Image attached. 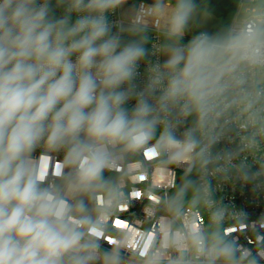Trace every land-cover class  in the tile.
Listing matches in <instances>:
<instances>
[{
  "label": "clouds",
  "instance_id": "clouds-1",
  "mask_svg": "<svg viewBox=\"0 0 264 264\" xmlns=\"http://www.w3.org/2000/svg\"><path fill=\"white\" fill-rule=\"evenodd\" d=\"M125 3L55 0L63 8L56 16L53 0H0V264H127L126 234L108 250L100 243L111 215L127 208L105 171L120 169L129 154L144 149L160 125L163 133L148 156L179 148L171 159H189L199 145L195 129L180 144L170 131L172 113L194 115L206 128L246 83L247 70L264 68V25L246 24L227 38L201 32L182 44L197 13L195 0H152L111 23L108 14ZM159 18L171 41L167 59L148 65L141 86L146 33ZM124 33L134 39L125 41ZM59 153L57 182L46 180L49 156ZM191 184L166 202L169 211ZM210 219L219 224L223 213ZM169 248L179 255L167 264H191L189 251L201 264H258L251 250L199 227L165 232L160 248L144 254V264H162Z\"/></svg>",
  "mask_w": 264,
  "mask_h": 264
},
{
  "label": "built area",
  "instance_id": "built-area-1",
  "mask_svg": "<svg viewBox=\"0 0 264 264\" xmlns=\"http://www.w3.org/2000/svg\"><path fill=\"white\" fill-rule=\"evenodd\" d=\"M151 3L140 0L133 6L147 7ZM53 9L56 16L63 15V8L56 7L55 0ZM123 17V8L108 14L113 24H118ZM72 19L74 21L75 16ZM252 22L264 25V0H239L227 37ZM164 29L163 18L149 25L146 33L148 56L140 62L138 69L137 83L141 86L148 65L165 61L163 50L171 41L164 35ZM117 30V27L113 28L114 32ZM201 32L218 37L216 29L195 31L191 35L185 33L180 43L186 44ZM130 37L127 33L122 34L125 41ZM134 103V100L130 101L128 106ZM169 124L172 135L180 144L186 133L195 129L193 134L199 141L198 147L189 153L187 160L171 159L179 148L163 150L159 156L149 157L148 151L163 133L164 125H160L144 149L129 154L121 162L120 169L105 171V178L120 188L124 197L122 203L127 208L111 215L100 240L102 248L110 249L111 241L124 239L126 234L127 246L123 254L127 264H144V254L160 248L165 232L179 233L188 227H199L206 235L218 232L235 240L242 248L251 250L258 264H264V68L247 70L246 83L222 102L220 115L206 128L197 126L194 115L184 117L178 110L169 117ZM41 154L38 149L35 154L38 166L43 163ZM62 160V153L49 156L46 180L57 182L56 169ZM141 172L146 179H131ZM183 174H195L198 196L194 199L199 205L179 203L169 211L166 202L175 196ZM133 193H140L139 198ZM216 211L223 213L219 224L210 219ZM119 221L125 222L123 228L114 226V222ZM177 255V250L167 249L162 264ZM186 259L191 260V264H201L192 251L186 253Z\"/></svg>",
  "mask_w": 264,
  "mask_h": 264
},
{
  "label": "trees",
  "instance_id": "trees-1",
  "mask_svg": "<svg viewBox=\"0 0 264 264\" xmlns=\"http://www.w3.org/2000/svg\"><path fill=\"white\" fill-rule=\"evenodd\" d=\"M140 0H126L130 4H136ZM152 2V0H145ZM198 5L197 15H201L207 11L219 18L220 22L216 28L219 38H227L228 28L238 6L239 0H195ZM134 39V37H130ZM146 47V43H145ZM186 181H191V186L188 187L185 196L179 203H191L199 205L198 200L194 196H198V187L195 174H183L178 185L177 191L185 184ZM176 191V192H177Z\"/></svg>",
  "mask_w": 264,
  "mask_h": 264
},
{
  "label": "rangeland",
  "instance_id": "rangeland-1",
  "mask_svg": "<svg viewBox=\"0 0 264 264\" xmlns=\"http://www.w3.org/2000/svg\"><path fill=\"white\" fill-rule=\"evenodd\" d=\"M133 7V4L126 2L123 5V13L126 17L128 15V10ZM219 18L214 14L209 13L207 11L203 12L201 15H195L192 21H190L189 28L186 31L187 35L193 34L195 31H212L215 30L219 25ZM168 46V45H167ZM163 50L164 59H167L166 56V48Z\"/></svg>",
  "mask_w": 264,
  "mask_h": 264
}]
</instances>
